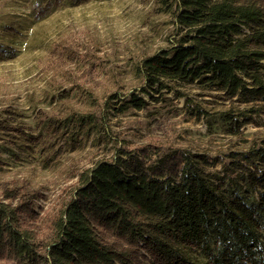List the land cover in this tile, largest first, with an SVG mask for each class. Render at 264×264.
Masks as SVG:
<instances>
[{"label":"trees","instance_id":"trees-1","mask_svg":"<svg viewBox=\"0 0 264 264\" xmlns=\"http://www.w3.org/2000/svg\"><path fill=\"white\" fill-rule=\"evenodd\" d=\"M11 1L41 17L61 0ZM156 1L174 13L180 32L167 48L139 59L140 91L157 100L152 92L174 89L182 97L174 86H193L228 107L208 111L184 97L185 108L218 116L227 133L240 134L264 115V0ZM16 53L0 41L1 60ZM123 100L113 106L118 112L149 104L133 91ZM101 112L44 115L28 133L0 118V139L16 132L23 150L52 164L43 157L49 147L57 140L78 145ZM149 152L157 158L146 163ZM23 195L16 204L6 201L16 195L0 200V264H264V136L241 149L119 148L81 170L43 215Z\"/></svg>","mask_w":264,"mask_h":264},{"label":"rangeland","instance_id":"rangeland-1","mask_svg":"<svg viewBox=\"0 0 264 264\" xmlns=\"http://www.w3.org/2000/svg\"><path fill=\"white\" fill-rule=\"evenodd\" d=\"M46 12L35 17L26 5L0 0V23L12 26L0 28V41L17 49L11 59H0V118L27 133L38 118L70 109L94 112L100 107L103 118L78 145L57 140L43 155L53 158L45 165L36 150H23L25 142L9 131L0 139V200L4 194L16 195L6 199L16 204L24 192L34 211L43 215L68 194L81 170L114 158L119 148L241 149L264 136V115L232 135L218 116L198 115L192 105L185 108L184 97L208 111L228 107L207 93L199 95L193 86L175 85L185 93L182 97L174 89L150 91L157 100L140 91L134 72L139 59L167 48L180 32L174 13L160 10L156 0H89L80 5L61 0ZM132 91L148 99V106L118 112L113 106ZM156 158L149 152L145 162Z\"/></svg>","mask_w":264,"mask_h":264}]
</instances>
